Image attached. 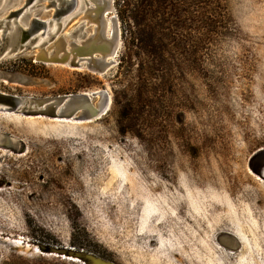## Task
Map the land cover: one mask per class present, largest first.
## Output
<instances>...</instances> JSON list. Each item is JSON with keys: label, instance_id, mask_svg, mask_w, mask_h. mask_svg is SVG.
Instances as JSON below:
<instances>
[{"label": "rangeland", "instance_id": "obj_1", "mask_svg": "<svg viewBox=\"0 0 264 264\" xmlns=\"http://www.w3.org/2000/svg\"><path fill=\"white\" fill-rule=\"evenodd\" d=\"M24 1L0 6V45ZM51 1L19 24L51 20ZM113 6L110 73L33 59L58 36L93 32L79 21L86 5L34 41L48 45L0 57L4 93L112 100L84 123L0 112V264H264V180L252 170L264 159V0Z\"/></svg>", "mask_w": 264, "mask_h": 264}, {"label": "water", "instance_id": "obj_2", "mask_svg": "<svg viewBox=\"0 0 264 264\" xmlns=\"http://www.w3.org/2000/svg\"><path fill=\"white\" fill-rule=\"evenodd\" d=\"M35 1L38 0H25L24 5L18 11L11 13L10 24H14V29H11V26H8L6 31L3 30L4 35L6 37L8 36L10 43L0 45V57L17 56L18 54L27 50V48H31V46H34L33 48L38 49V45H35L34 42L35 39L37 38L38 40L40 37H46L45 35L47 30L49 28V30H51L52 18L49 21L34 18L32 21L27 23L26 28H23V26L19 24V19L23 11L31 7ZM55 5H59L60 8V10L59 8L56 9V15L63 17L61 23L59 22L58 24L59 28L61 27L60 25H62V21H66L70 17L71 12L76 6V0H71V2L68 3L66 0H52L49 4V6H52L53 8H55ZM0 6H2V9L6 6L4 0H0ZM110 14H112V12H109L107 15L109 16ZM114 19L117 21L115 16ZM87 24L90 23L87 22ZM41 30H43V32L39 33ZM117 30L119 35L117 37L118 39L115 41L117 42L120 40L121 43V30L118 23ZM50 34L54 35V33L51 32ZM94 36V32L89 35L86 34L85 39L82 40L83 43L75 48V52L82 54L80 50L90 45V41H92L91 39H93ZM6 37H3V39H6ZM52 38L53 37L51 36L50 39ZM78 49L80 50L78 51ZM114 49L116 54L111 60H108V54L110 53L106 51L103 52L99 48H94L90 51H87L85 55H80L81 57L79 59L76 57H73L72 59H68L67 57H48L44 54L36 53L34 54L33 59L35 62L42 64H66L71 67L85 66L83 68H86L90 72L101 74V72H103V70L108 67L107 65H116L115 59L119 52V49L116 48V44L112 47V49H110V52L112 53ZM82 61L86 62L82 64ZM98 64H102L103 66L98 67ZM114 66L110 69L108 68L109 70L106 72V74L110 73ZM111 104V96L107 90L93 92L90 95L88 93H70L42 99L21 97L0 91V112L16 113L23 116H41L50 119L90 122L101 119L103 116H105L109 112ZM9 144L10 146L12 145L11 148H14L13 151L15 152H17V149L20 148L18 142L10 140ZM263 169L264 159L259 166L252 167L253 172L262 180H264Z\"/></svg>", "mask_w": 264, "mask_h": 264}, {"label": "bare ground", "instance_id": "obj_3", "mask_svg": "<svg viewBox=\"0 0 264 264\" xmlns=\"http://www.w3.org/2000/svg\"><path fill=\"white\" fill-rule=\"evenodd\" d=\"M91 1L95 4L94 6L90 5V3H88L86 0H76V6L73 9V11L76 10V12H77L78 10L81 9V7L83 5H86V7L83 9L84 10L83 16L80 18L79 21L87 20L88 23H92L95 25L93 28V32L95 33V36L93 37V39H91L92 40V41H90L91 44L84 47V49H82V50L78 49V51L80 50L82 52V54L75 52V48L77 46H80L83 43L82 41H73V40L68 41V40H65L64 37H59V36L56 37V40L53 44H50L46 48L39 49V51L36 54H44L48 57L54 56L57 58L67 57L68 59H72L73 57H76L77 59H79L81 57L80 55H85L87 53V51H90L91 49H94V48H99L103 52L106 51V52L110 53V54H108L109 55L108 60L113 59L115 54H116L115 49L113 50L112 53L110 52V49H112V47L115 44H116V48L120 49V40L117 42L115 41L118 39L117 37L119 35L118 34L119 32L117 30V23L119 24V21L118 20L116 21L114 19V16L109 17L107 15L109 12L115 13V9L113 6L114 0H91ZM66 2L67 3L71 2V0L70 1L66 0ZM56 6L57 5H55V11L57 8ZM59 10H60V8H59ZM55 18H58L56 16V13H55V16L52 17V25H54L55 27L56 26L58 27L59 19H58V21H55L56 20ZM110 22H111V25H110ZM13 28H14V26L12 23L11 29H13ZM54 33H56V32H54ZM45 41L46 40L41 41L40 45H38V46L40 47L43 43H47V45H48L49 44L48 41L47 42H45ZM85 62L86 61H82L81 63L84 64ZM97 66L102 67L103 65L98 64ZM107 66L108 67H106L103 70V72H101V73L107 72L110 68H112L114 66V64L107 65ZM83 67H85V66L75 67V68L80 69ZM90 94L91 93H89V95ZM3 113L15 115V113H7V112H3ZM28 117L29 118H43L41 116H36V117L35 116L34 117L28 116ZM49 119L50 118H48L47 120H49ZM50 120L84 123V122H79V121H74V120H65V119H50ZM90 122H93V121H90ZM263 174H264V169H263ZM254 175L256 176V174H254ZM258 179H259V177H258ZM91 264H109V263L103 262L101 260L93 259Z\"/></svg>", "mask_w": 264, "mask_h": 264}, {"label": "trees", "instance_id": "obj_4", "mask_svg": "<svg viewBox=\"0 0 264 264\" xmlns=\"http://www.w3.org/2000/svg\"><path fill=\"white\" fill-rule=\"evenodd\" d=\"M63 122H67V121H63ZM70 123H76V122H70ZM72 260V259H71ZM75 261H78V260H75Z\"/></svg>", "mask_w": 264, "mask_h": 264}]
</instances>
